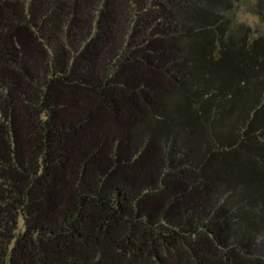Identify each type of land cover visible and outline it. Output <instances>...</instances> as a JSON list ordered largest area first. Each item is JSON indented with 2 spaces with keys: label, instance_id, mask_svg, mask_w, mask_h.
<instances>
[{
  "label": "trees",
  "instance_id": "16d2710c",
  "mask_svg": "<svg viewBox=\"0 0 264 264\" xmlns=\"http://www.w3.org/2000/svg\"><path fill=\"white\" fill-rule=\"evenodd\" d=\"M0 264H264V0H0Z\"/></svg>",
  "mask_w": 264,
  "mask_h": 264
},
{
  "label": "rangeland",
  "instance_id": "374dc122",
  "mask_svg": "<svg viewBox=\"0 0 264 264\" xmlns=\"http://www.w3.org/2000/svg\"><path fill=\"white\" fill-rule=\"evenodd\" d=\"M246 7V6H244ZM244 7H239L234 13V19L236 22L245 23L249 26H257L260 22L257 17L253 16L251 13L244 9Z\"/></svg>",
  "mask_w": 264,
  "mask_h": 264
}]
</instances>
